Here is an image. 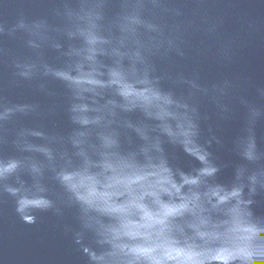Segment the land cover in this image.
I'll return each mask as SVG.
<instances>
[{"label": "water", "instance_id": "obj_1", "mask_svg": "<svg viewBox=\"0 0 264 264\" xmlns=\"http://www.w3.org/2000/svg\"><path fill=\"white\" fill-rule=\"evenodd\" d=\"M0 264H264V0H0Z\"/></svg>", "mask_w": 264, "mask_h": 264}]
</instances>
